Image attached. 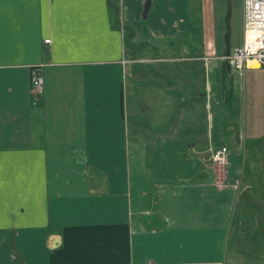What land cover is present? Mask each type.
<instances>
[{"label": "crops", "instance_id": "0c3cea01", "mask_svg": "<svg viewBox=\"0 0 264 264\" xmlns=\"http://www.w3.org/2000/svg\"><path fill=\"white\" fill-rule=\"evenodd\" d=\"M210 3L0 0V264H244L227 242L264 179V68L222 59L243 30L218 45ZM135 139L175 177L129 186Z\"/></svg>", "mask_w": 264, "mask_h": 264}, {"label": "rangeland", "instance_id": "374dc122", "mask_svg": "<svg viewBox=\"0 0 264 264\" xmlns=\"http://www.w3.org/2000/svg\"><path fill=\"white\" fill-rule=\"evenodd\" d=\"M210 5L212 9L214 8L215 20L213 23L217 27L218 45L225 47L230 45V42L231 44L237 43L243 30V0H211ZM141 25L139 23V26ZM126 62V60L123 61V63ZM129 115L127 114L129 119L134 120L141 127L151 117V114L147 112ZM140 135L144 136L143 131ZM134 141L139 143L131 145V158L128 161L127 170L129 186L147 188L157 181L175 177L176 170L182 162L168 159V157L162 158L159 154L153 155L151 145H141L142 141L137 139ZM184 165H186L185 162ZM252 182L254 183L251 184L250 188L244 191L236 200L230 222L232 227H230L231 231L228 234L227 242L228 255L232 251H237L239 253L238 258L244 264L264 261V255H262L264 254V179L262 181V178L259 177L258 182L254 180ZM228 264H233L231 259L228 260Z\"/></svg>", "mask_w": 264, "mask_h": 264}, {"label": "built area", "instance_id": "2783aa9c", "mask_svg": "<svg viewBox=\"0 0 264 264\" xmlns=\"http://www.w3.org/2000/svg\"><path fill=\"white\" fill-rule=\"evenodd\" d=\"M243 22L242 44L223 57L230 67L240 73L249 68H264V0L243 2ZM44 43L49 44L50 39L44 40ZM43 86L42 68L37 66L32 70L31 90L38 95L42 93ZM205 160L212 164H226L227 147L210 148Z\"/></svg>", "mask_w": 264, "mask_h": 264}, {"label": "bare ground", "instance_id": "6f19581e", "mask_svg": "<svg viewBox=\"0 0 264 264\" xmlns=\"http://www.w3.org/2000/svg\"><path fill=\"white\" fill-rule=\"evenodd\" d=\"M244 1H245V0H243V2H244ZM243 23H244V22H243ZM241 44H242V43H241ZM241 44H240V45H241ZM240 45H239V46H240ZM239 46H238V47H239ZM236 48H237V47H236ZM223 60H225V59H223ZM225 61H226V60H225ZM41 68H42V67H41ZM259 68H260V67H259ZM249 69H252V68H249ZM246 70H247V69H246ZM41 94H42V93H41ZM220 147H221V146H220ZM225 147H226V146H225ZM218 148H219V147H218ZM215 149H217V148H215ZM227 149H228V148H227ZM208 155H209V154H208ZM228 158H229V150H228ZM227 162H228V161H227ZM209 163H210L211 165H213V166H215V165H222V164H212L211 162H209ZM224 165H225V164H224Z\"/></svg>", "mask_w": 264, "mask_h": 264}, {"label": "water", "instance_id": "95a60500", "mask_svg": "<svg viewBox=\"0 0 264 264\" xmlns=\"http://www.w3.org/2000/svg\"><path fill=\"white\" fill-rule=\"evenodd\" d=\"M145 17V16H144Z\"/></svg>", "mask_w": 264, "mask_h": 264}]
</instances>
